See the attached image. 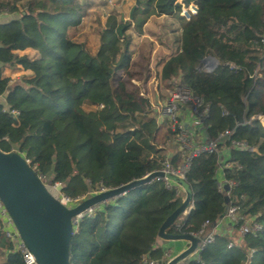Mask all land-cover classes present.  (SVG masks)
I'll return each mask as SVG.
<instances>
[{"label": "trees", "instance_id": "16d2710c", "mask_svg": "<svg viewBox=\"0 0 264 264\" xmlns=\"http://www.w3.org/2000/svg\"><path fill=\"white\" fill-rule=\"evenodd\" d=\"M182 1L198 6L190 20L180 16V0H154L157 13L180 18L182 25L161 78L185 85L208 107L203 137L231 134L217 151L192 158L185 179L194 207L171 231L207 236L226 211L227 197L262 228L232 248L230 237L215 234L197 259L183 264H264V126L257 118L264 115V0ZM90 6L85 0H0V17L10 16L0 19V149L23 154L43 181L60 183L72 199L126 184L168 162L179 169L188 156L171 122H159L147 98L124 82L115 86L132 60L123 20L107 18L95 50L69 36ZM28 49L38 57L18 52ZM207 56L219 61L213 71L202 67ZM6 67L31 74L11 84ZM224 157L228 190L218 176ZM184 196L179 186L155 179L97 206L74 224L71 264L165 261L157 233ZM0 264H24L1 228Z\"/></svg>", "mask_w": 264, "mask_h": 264}, {"label": "water", "instance_id": "95a60500", "mask_svg": "<svg viewBox=\"0 0 264 264\" xmlns=\"http://www.w3.org/2000/svg\"><path fill=\"white\" fill-rule=\"evenodd\" d=\"M155 179H164L184 191L182 203L165 219L157 236L165 240H185L188 247L174 255L165 264H183L194 259L201 238L192 233H173V227L193 209V192L186 181L176 173L155 170L117 187L102 189L78 203L68 206L46 186L42 176L31 167L26 157L18 151L0 149V198L19 231L21 239L33 252L39 264H71L70 243L74 224L88 211L109 202L130 190ZM225 190L229 185L224 186ZM62 190V185L57 187ZM229 204V199L226 197Z\"/></svg>", "mask_w": 264, "mask_h": 264}, {"label": "rangeland", "instance_id": "374dc122", "mask_svg": "<svg viewBox=\"0 0 264 264\" xmlns=\"http://www.w3.org/2000/svg\"><path fill=\"white\" fill-rule=\"evenodd\" d=\"M85 1L91 3V6L87 9L81 23L70 28L69 36L76 41L86 42L95 50L99 45L101 30L106 27L107 18L114 14L119 20H123V23L127 25L126 33L131 36L132 60L128 72H120L115 86H118L119 81L124 82L128 91L138 92L147 98L154 114L160 113L174 89L169 81L162 80L160 72L163 62L178 47L181 19L157 13L154 0ZM25 53L30 57H38V53L34 50L28 49L20 54ZM149 58L150 61H148ZM29 74L30 71H22L17 73L14 79L17 82ZM13 83L15 81L11 82ZM159 137L161 138V135ZM44 183L56 197H62L61 191L57 190L49 180H45ZM180 189L183 192L181 187ZM96 192L98 191L91 192L89 195ZM89 195L67 204L72 206Z\"/></svg>", "mask_w": 264, "mask_h": 264}, {"label": "built area", "instance_id": "2783aa9c", "mask_svg": "<svg viewBox=\"0 0 264 264\" xmlns=\"http://www.w3.org/2000/svg\"><path fill=\"white\" fill-rule=\"evenodd\" d=\"M198 12V6L195 3H185L181 1V11L180 15L185 20H190ZM219 65V61L212 57L207 56L202 61V67L207 71H213ZM11 83V81H10ZM171 83V82H169ZM174 89L171 92L169 98L167 99L164 106L161 108L160 113H158L159 122H163L165 119L169 120L172 124V128L177 133V140L180 142L181 148L188 151V156L185 163L179 168L174 169L168 162L163 170L171 171L182 177H185V172L187 167L190 165L191 160L194 156L202 152H215L218 150V144L220 140L230 136L231 131L226 130L219 138L210 139L201 136V130L203 128L204 119L207 117L208 107L204 106L203 100L195 96L188 87L180 83L173 85ZM13 115L18 116L19 112L17 110L12 111ZM262 125H264V115L260 114L257 116ZM234 146L240 149H251L247 146L246 142H233ZM227 158L224 157L220 165L219 179L221 187L224 188L226 182L223 178V170L225 167L229 166L226 163ZM29 162V160L27 159ZM167 181V180H166ZM169 185L174 183L167 181ZM60 185V183L55 184V188ZM230 187V186H229ZM60 199L64 204L68 205L69 202L77 201V199H72L63 193ZM69 206V205H68ZM240 206L237 204L229 203L226 211L218 221L215 223V228L219 227L222 222H227L237 229V238L231 239L228 243V247H236L243 243V237L247 233L256 232L262 228L259 223H254L253 218L244 217L239 214ZM92 210L88 211L90 213ZM80 218H78L79 220ZM77 220V221H78ZM76 221V222H77ZM242 221V222H241ZM0 228L4 235L13 242L14 250L19 251L22 255L24 264H39L33 252L28 248L26 243L21 239L19 231L14 223L13 218L9 214L7 208L0 198ZM201 238V242L198 244L197 251L193 256L197 259L200 255L201 250L209 243L214 242L215 232H210L207 236H202V230L194 234ZM252 254V253H250ZM165 261L150 260L148 257L144 258V262L148 264H165L170 259V252L165 251ZM172 258V257H171Z\"/></svg>", "mask_w": 264, "mask_h": 264}, {"label": "crops", "instance_id": "0c3cea01", "mask_svg": "<svg viewBox=\"0 0 264 264\" xmlns=\"http://www.w3.org/2000/svg\"><path fill=\"white\" fill-rule=\"evenodd\" d=\"M10 18V16H6V15H2L0 17V19H8ZM25 50H19L18 52H24ZM163 66V64H162ZM161 68V67H160ZM25 71L21 68L18 67H6L4 69V74L9 76L11 78V82H16V80L14 79V76L19 73ZM31 74V72H30ZM29 74V75H30ZM0 101H2L3 103H5V97H1ZM201 134V133H200ZM201 136L203 137V135L201 134ZM210 231H214L215 234H223L225 236L230 237V239H236L237 238V229L234 228L231 224L227 223V222H222L220 224L219 227L215 228V225L213 227L210 228ZM189 245V243L185 240H179V241H171V240H165L162 238H158L156 241V247H162L164 249V251H168L170 252V258L173 257L174 255L178 254L179 252H181L182 250H184L185 248H187Z\"/></svg>", "mask_w": 264, "mask_h": 264}]
</instances>
